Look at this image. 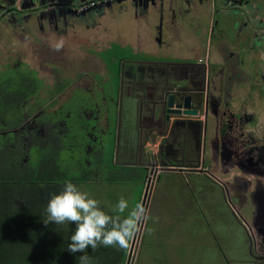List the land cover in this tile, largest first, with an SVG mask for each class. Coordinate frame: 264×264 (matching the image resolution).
Returning a JSON list of instances; mask_svg holds the SVG:
<instances>
[{"label":"flooded vegetation","instance_id":"obj_1","mask_svg":"<svg viewBox=\"0 0 264 264\" xmlns=\"http://www.w3.org/2000/svg\"><path fill=\"white\" fill-rule=\"evenodd\" d=\"M169 2L0 0V168L53 164L149 191L195 172L230 204L231 192L247 253L263 260L264 0ZM182 28L218 60L173 55Z\"/></svg>","mask_w":264,"mask_h":264},{"label":"rangeland","instance_id":"obj_2","mask_svg":"<svg viewBox=\"0 0 264 264\" xmlns=\"http://www.w3.org/2000/svg\"><path fill=\"white\" fill-rule=\"evenodd\" d=\"M112 47L110 54H113L117 44L114 43ZM211 52L215 54L214 50ZM118 54L123 55L124 49L119 48ZM128 54H133L132 49L129 50ZM215 56L214 59L218 60V56ZM104 57L108 58V54H104ZM112 64L114 62L110 64V67H112ZM262 116L264 117V111ZM257 125L260 130H264V123L258 120ZM169 180L172 184H168ZM98 181L102 182V180ZM103 183V185L109 184L107 181ZM198 183L200 184L196 185ZM96 184L100 186L102 183L96 181ZM155 185V194L154 190L153 194L151 193L152 188L150 186H147L151 188L150 191L146 190V187L144 188L141 203L148 208L150 215L154 209L155 211L151 216L147 230L145 227L132 242L127 264H150L154 260L150 240L153 234L154 220L158 216L168 219L175 235L180 238H194L193 241H190L191 246L181 250L178 254L177 264H227V261L228 264H264V259L261 260L262 257L255 259L247 253V246L245 247L242 237L243 227L235 220L234 213L231 210L232 204L235 202L231 197V192L225 194L228 201L232 200L230 204L220 196H216L218 186L202 179L195 172H186L182 176L176 174L162 175L156 180ZM98 186L85 185L83 190L98 201L102 199L107 202L111 200L112 196L116 200L124 197L130 202H134L139 198L144 187L142 178L133 179L129 176L116 178V181L108 187V190ZM158 210L161 214H158ZM234 211L237 212L236 209ZM143 234H145L144 243L140 252V239ZM221 255L224 257H221Z\"/></svg>","mask_w":264,"mask_h":264},{"label":"trees","instance_id":"obj_3","mask_svg":"<svg viewBox=\"0 0 264 264\" xmlns=\"http://www.w3.org/2000/svg\"><path fill=\"white\" fill-rule=\"evenodd\" d=\"M0 169V264H79L81 254L67 251L75 225L45 226L42 220L49 195L61 190L62 180L81 187L94 178L76 179L65 171L62 178L53 164L21 170L9 163ZM129 250L112 247L106 259L126 264ZM86 254L90 256L92 249Z\"/></svg>","mask_w":264,"mask_h":264},{"label":"clouds","instance_id":"obj_4","mask_svg":"<svg viewBox=\"0 0 264 264\" xmlns=\"http://www.w3.org/2000/svg\"><path fill=\"white\" fill-rule=\"evenodd\" d=\"M49 47L53 51H61L65 47L64 38H57ZM45 213L42 220L45 226L75 225L67 251L81 254L79 264H91V257L86 254L89 248H130L151 219L143 203H133L124 197L118 200L110 212L105 211L100 201L71 180L65 181L60 191L49 195Z\"/></svg>","mask_w":264,"mask_h":264},{"label":"crops","instance_id":"obj_5","mask_svg":"<svg viewBox=\"0 0 264 264\" xmlns=\"http://www.w3.org/2000/svg\"><path fill=\"white\" fill-rule=\"evenodd\" d=\"M169 1L170 0H167L168 5L170 3ZM172 41H173L172 42V48H171L172 54L178 58L179 57H182V58H190V57L201 58V57H204V58H210V59L213 58L214 59V57H216L213 52H210L208 50L205 52L203 50V48H200L199 45L192 47V45L190 43L192 41H196V43H197V40H196V36L194 34H190V30H189V32L183 28L178 30L177 32H175V37H174V40H172ZM166 174H168V175L176 174V175L182 176L184 173L175 172V173H165L163 175H166ZM98 180H102V182H99ZM96 181L98 183H102V184L100 186H98L96 184ZM104 181H107L109 184L103 185ZM93 182H95V183H93ZM169 183H171L170 180H169L168 184ZM200 183H198L196 185H199ZM111 184L112 183H110V181L106 178L96 177L92 181V185L102 187L105 190H108V187ZM84 188H85L84 185H82L81 189L83 190ZM144 188H145V186L143 187V190L141 191L139 198L136 199L134 202H141L142 201V198L144 195ZM198 188H201V187H198ZM153 190H154V194H155L156 185H154L151 189L152 194H153ZM216 196L218 197L220 195L217 193ZM151 198H152V195H151ZM99 201H100V204L103 207V209L107 210V211H111L112 207L118 202V200H116V198L114 196H112L111 200H108V202L103 201L102 199H100ZM150 202H151V199H150ZM231 210L234 212L233 207L231 208ZM154 211H155V209H154ZM154 211H152L150 216H152ZM158 214H161V212L159 210H158ZM154 221L155 222L153 224V234H152V238L150 240V246L152 248L151 253H152V255H154V260L150 264H153V263L177 264L178 258H179L178 254L180 253L181 250L187 249L188 247H190L191 246L190 241H193L194 238H192V237L180 238L179 236L175 235L174 231H172V229H171V223L168 221V219L166 217H159L158 216V217H156V219ZM149 222H150V220L146 224V230L149 226ZM144 235L145 234H143V237L140 239V245H141L140 252L142 251V245L144 243ZM111 250H112V247H104V246H99L95 250L92 249V254L90 255V256H92V264H115L114 262H111L110 260L108 261L106 259V257L111 258V256H112ZM140 252H139V254H140ZM129 253H130V250H129ZM129 253H128V257H129ZM221 257H224V256L221 255ZM228 263L229 262L227 261V264ZM126 264H127V262H126Z\"/></svg>","mask_w":264,"mask_h":264},{"label":"water","instance_id":"obj_6","mask_svg":"<svg viewBox=\"0 0 264 264\" xmlns=\"http://www.w3.org/2000/svg\"><path fill=\"white\" fill-rule=\"evenodd\" d=\"M144 202H145V200H144Z\"/></svg>","mask_w":264,"mask_h":264}]
</instances>
